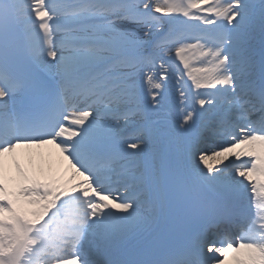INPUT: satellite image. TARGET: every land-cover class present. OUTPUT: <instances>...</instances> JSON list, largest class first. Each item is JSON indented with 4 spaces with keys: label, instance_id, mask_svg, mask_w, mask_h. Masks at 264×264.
<instances>
[{
    "label": "snow or ice",
    "instance_id": "snow-or-ice-1",
    "mask_svg": "<svg viewBox=\"0 0 264 264\" xmlns=\"http://www.w3.org/2000/svg\"><path fill=\"white\" fill-rule=\"evenodd\" d=\"M0 264H264V0H0Z\"/></svg>",
    "mask_w": 264,
    "mask_h": 264
},
{
    "label": "bare ground",
    "instance_id": "bare-ground-1",
    "mask_svg": "<svg viewBox=\"0 0 264 264\" xmlns=\"http://www.w3.org/2000/svg\"><path fill=\"white\" fill-rule=\"evenodd\" d=\"M196 66H200V65L197 64ZM28 151H30V150H27V149L21 150V152H23V153H27ZM31 151H33V152H38V151H40V152H43V153L45 154V156L47 155V150H46V149H41V150H31ZM53 151H54V150H53ZM237 162L242 163V162H243V159H242V160H237L236 163H237ZM7 163H8V167H9V170H10V174H14L15 169H14V164H13V161L11 160V158L8 159Z\"/></svg>",
    "mask_w": 264,
    "mask_h": 264
}]
</instances>
